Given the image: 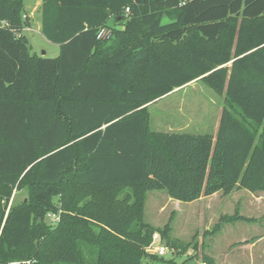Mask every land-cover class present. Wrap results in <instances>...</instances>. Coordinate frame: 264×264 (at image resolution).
<instances>
[{"label":"trees","instance_id":"16d2710c","mask_svg":"<svg viewBox=\"0 0 264 264\" xmlns=\"http://www.w3.org/2000/svg\"><path fill=\"white\" fill-rule=\"evenodd\" d=\"M24 2L0 0V264H148L149 191L264 190V0H42L53 58L31 52ZM198 78L224 96L216 135L152 130L145 105ZM226 220L252 218L208 233Z\"/></svg>","mask_w":264,"mask_h":264},{"label":"rangeland","instance_id":"374dc122","mask_svg":"<svg viewBox=\"0 0 264 264\" xmlns=\"http://www.w3.org/2000/svg\"><path fill=\"white\" fill-rule=\"evenodd\" d=\"M128 12L126 10L125 14ZM23 18L28 23L23 34L30 41L31 52L57 57L60 53L59 44L48 40L41 30L42 0H25ZM106 27L111 33L104 40H109L113 30L122 28V24L111 19ZM200 78L145 105L152 130L216 135L224 96ZM127 191L132 192L131 189ZM27 200L26 189H15L8 209L12 203ZM54 200L58 205L57 196ZM236 211L252 218V221L226 220L222 222V229L218 233H208L222 217H230ZM60 213L59 210L47 214L43 220L54 227ZM144 220L157 228L154 234L160 236L167 224L171 226L172 245L167 246L163 256L169 261L167 264H207L205 257L213 258L214 264H264V190L236 188L227 194L218 191L191 202L173 199L165 190L149 191L145 197ZM150 244L144 248L148 255L144 257L145 262L162 263L151 257L156 253L150 250Z\"/></svg>","mask_w":264,"mask_h":264},{"label":"built area","instance_id":"2783aa9c","mask_svg":"<svg viewBox=\"0 0 264 264\" xmlns=\"http://www.w3.org/2000/svg\"><path fill=\"white\" fill-rule=\"evenodd\" d=\"M127 11H129V8H127ZM107 27L106 26H101L99 29H98V32H97V37L99 39H104L108 36H110V31L108 32L107 31ZM150 250L158 255H162L164 256L167 252V245L163 242V239L162 237L158 234V233H155L153 235V240H152V243L150 244L149 246Z\"/></svg>","mask_w":264,"mask_h":264},{"label":"crops","instance_id":"0c3cea01","mask_svg":"<svg viewBox=\"0 0 264 264\" xmlns=\"http://www.w3.org/2000/svg\"><path fill=\"white\" fill-rule=\"evenodd\" d=\"M163 242L167 245V243H166V241L165 240H163ZM168 246V245H167Z\"/></svg>","mask_w":264,"mask_h":264}]
</instances>
